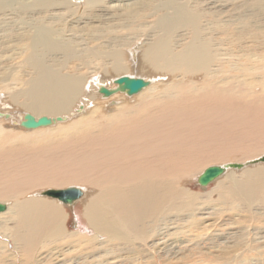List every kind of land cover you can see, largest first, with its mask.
Instances as JSON below:
<instances>
[{
  "label": "bare ground",
  "instance_id": "bare-ground-1",
  "mask_svg": "<svg viewBox=\"0 0 264 264\" xmlns=\"http://www.w3.org/2000/svg\"><path fill=\"white\" fill-rule=\"evenodd\" d=\"M62 1L0 0V22H8L5 28L0 26V55L16 49L0 57V198L5 199L0 201L5 206L0 213L7 216L0 222V234L6 241L12 236L29 256L47 241L67 235L60 205L34 197L35 192L25 195L31 190L82 182L94 186V195L79 206L83 212L77 214L94 233L92 249L101 247L104 240L100 237L105 235L111 242L135 246L153 235L149 232L157 229L167 211L190 207L196 201L197 193L182 184L194 179L197 183L206 164L244 162L264 153V63L252 61L264 50L261 0H242L228 13L223 6L219 10L211 6V10L205 4L206 16L197 9V0L189 5L183 0H134L122 5L119 13L129 21L157 14L152 29L136 35L140 41L134 42L138 48L141 45L137 67L151 69L144 78L150 84L135 93L136 100L121 106L102 101L84 109L85 113H81L83 104L77 103L84 87L93 86L99 93L102 87L117 88L118 77L110 79L109 75L127 71L120 49L128 45L134 57L136 48L133 41L126 44L116 30L88 26L81 32L73 28L76 22H104L110 3L119 0H84L81 8L74 3L65 17ZM80 10L83 20L75 14L80 15ZM251 28L255 32L250 33ZM217 39L228 47L226 53L216 48L221 44ZM162 72L182 79L183 94L169 84L162 89L150 87L149 77L158 79ZM118 92L128 95L120 90L101 94L109 98ZM93 96L83 99L90 104ZM28 116L34 120L47 116L51 123L26 127ZM71 116L74 119L65 124L40 129ZM17 125L33 130L18 133ZM233 170H239L238 174L230 173ZM223 176V182L217 181L220 200L233 199L246 208L264 211L263 167L227 168ZM74 235L84 238L79 231ZM82 241L78 239L77 245ZM81 249L79 262L89 264V250ZM246 250L264 252L257 243ZM61 255L55 256L53 264ZM76 259L73 256L69 264Z\"/></svg>",
  "mask_w": 264,
  "mask_h": 264
},
{
  "label": "rangeland",
  "instance_id": "rangeland-1",
  "mask_svg": "<svg viewBox=\"0 0 264 264\" xmlns=\"http://www.w3.org/2000/svg\"><path fill=\"white\" fill-rule=\"evenodd\" d=\"M77 1L76 0H66V2L64 0L62 1V4L66 6V9L64 10L65 14H63L64 17L67 15V13H69V11H73L72 7L74 3H76L77 5L84 4V0H77ZM132 1L134 0L112 1L108 8V12H110L109 18L104 20V22L99 23L95 21L96 24L95 22H90V23H83V22L77 23L76 22L73 24L74 25L73 28L81 32L83 31L82 30L83 28L88 27V26H93L94 28L104 27L108 30L109 29L116 30L117 32L120 33V35L124 36V39H125L124 42L126 44L131 43V41H133V44H135L134 43L135 41H140V39L137 40L136 35L143 36L146 33H148V31L150 30V27L152 29V24L155 21L157 14L153 13L148 18L147 17L143 18V20H139L137 18L138 20L136 21L134 20L129 21L127 18H124L123 15H120L119 11L121 10L119 9H121L122 5L127 4V2L132 3ZM193 1H196V0H183V2L187 5H189L190 3L194 4ZM203 1L204 0H197V2L199 3V5L197 6V9L200 12H202L205 16L207 15L203 12V9H205V4L207 6L210 5L209 7L211 10H213V7H215L216 5L217 6L216 8H214V10H219V7L223 6L221 9L225 10L226 13H228V10H230L233 6L242 3V0H221V2L219 0L217 1L213 0V2H211L212 0H207V1H210V3H207V2L203 3ZM71 3L72 5H70ZM260 3L264 4V0H261ZM68 5H70V7H68L69 9L67 8ZM82 6L83 5H80L79 8H81ZM211 6L213 7L211 8ZM205 10H208V9H205ZM79 12H80V15L78 12H76L75 14L76 16L78 15L77 17L80 16L81 19L79 20H83L85 16H83L81 10ZM262 14L264 16V11H262ZM107 16H105V18H107ZM117 18H120V19H117ZM219 19L223 20L225 19V17H222ZM3 22L5 24V25L3 24L4 26L2 25ZM3 22L2 21L0 22L1 29H3V27L5 28L8 23L5 20ZM134 23L135 25H137L136 27L133 25ZM67 26L68 25L66 24L63 25L65 30H67L66 28ZM146 27L149 29H147ZM253 29L254 28H251L248 31L250 33H253L255 32V30ZM65 30H63L64 34L70 33V35L77 36V34L71 33ZM1 32L2 30L0 31V33ZM141 32H145V33L142 34ZM137 33H141V34H137ZM249 34L246 35V38H245L246 41L248 40L247 36ZM216 35L220 37V34L217 33ZM251 40H254V38L251 37ZM219 41L221 44H219L218 46L219 47L221 46V47L218 48V46H216V48L219 50L222 48L224 53H226L228 51L227 49L228 47L227 46L223 47L224 46L223 41L221 39L218 40V42ZM134 47L136 48V56L134 55V57L132 56L130 57V53H128L129 52L128 45H124L123 48L120 49L122 51V61L125 63L127 67V71L126 73L119 74V75L116 73L111 74L109 75L110 79H113L115 77H120L121 75L123 76V75H130V74L131 76H137V77H143V78L148 77L146 75H149L151 73L150 72L151 69L149 67L143 68V69L137 67V56H138L137 54L140 53L141 51V45H140V48H138L137 43H136ZM223 48L224 49L226 48V49L224 50ZM6 49L7 47L3 51H5ZM248 50H254V49H248ZM223 51L220 50V53H223ZM15 52H16V49L12 48L9 51L2 52L4 54L0 55V57H3V56L7 57L8 55H12ZM224 57H226V55H224ZM230 58L231 57H229V59ZM236 58L238 60L239 57L236 56ZM254 59H258V61L261 64H263L264 63V50L260 51L259 53H256L252 57V61H254ZM248 64H251V62H248ZM141 71H143L144 73ZM159 74H161V76L158 79H156L155 77H152V78L149 77L150 79H152L150 87L156 86L158 89H162L166 86L173 85L174 86L173 88L175 91L181 92L183 94L182 88L185 87V84H181L182 79L175 78L171 74L170 76L169 74H166L164 72L159 73ZM248 80L251 81L250 76H248ZM113 84L115 85V83ZM148 88L143 90L145 91L144 93L148 92L147 91ZM87 95H95L92 97L90 104L89 102L87 103V101H84L83 99V97ZM117 96H119L120 98H117ZM135 98H137V94L128 96L126 94L119 93V92L114 96H110L109 98H103L102 94L99 93L97 90H95L93 86H90V87L86 86L84 87L82 95L77 99V103L83 104V108L81 105V109H82L81 113H85L86 111L83 112L84 109L86 108L92 109L93 107L98 106L99 103H101L102 101L104 102L112 101L111 105L116 106V104H118L119 106H121V105H124L126 102H129L130 100L133 101ZM79 100H83V102H80ZM77 107L75 109H77ZM108 109H109L108 112H110L111 107H109ZM26 113H30V112H26ZM79 113L80 112L75 113V117H77ZM71 117H72L71 119H67L64 122H57L50 126H42L40 127V129L53 128L55 126L60 125V123L65 124L68 121L74 119L73 116ZM16 127L18 129V133H23V132H28V131L33 130V129H27L25 127L23 128L20 125L19 126L17 125ZM19 131H22V132H19ZM235 154L239 155L240 153H235ZM257 157L258 156L254 158H257ZM249 159L251 160L253 159V157ZM249 159L244 160V162L248 161ZM227 162L229 161L227 160L222 163H219V162L209 163V164H206L205 167L211 166V165H222L223 163H227ZM230 162L244 163L243 161H240V160H230ZM258 165L264 168V163L263 165L262 164H258ZM257 166L255 165L251 167H257ZM238 172L239 170L237 171L233 170L230 173L238 174ZM225 178L226 176L217 178L215 180L216 182L215 181L211 182L204 189L198 186L195 179L191 183L182 184V186L186 187L189 191L193 193H197L198 197L196 201H194V203L190 207L188 206L189 208L185 207L183 209L169 210L170 212L167 211V216H165L166 218L163 221H160L157 224V226L155 225L157 229H155V231H153L154 230L153 229L152 231L149 232V234L152 233L153 235L149 236V238L146 240L147 242L146 241L142 243L137 242V245L135 246L131 244H128V245L121 244V241H119V244H118L115 242H111V240H109V238L105 235L103 237H100V239L104 240V242L100 245L101 247L95 250L92 249L90 245V242H93V243L95 242L91 240L94 237L93 231L88 230V227H86L85 225V220L77 216V214L80 215L78 210L80 212H83V207H79V206L84 205L87 202L86 200L90 199L91 198L90 196L94 195L96 191L94 186H90L86 182H82L81 184L79 183L69 184V185L66 184L62 186L60 189H65V188H69L73 186L74 187L78 186V188L82 187V189L84 188L83 190H85V193L81 194V196L77 198L76 200H73L74 202H72V204L65 203L62 200L58 199L57 197H55V199L49 198L52 196L47 195V191L52 190V189H55V190L59 189V188H56L55 186L54 187L45 186L42 188L40 187V188L31 190L30 192H27L25 195L28 194L29 196L32 194V192L33 193L35 192L33 194L34 197L38 196L45 200H49L54 203L56 202L55 204H57L58 206L60 205V208L63 210V213L65 214L64 215L65 218H63V225L65 228L64 230L67 231L66 232L67 235L64 238L61 237L60 239L57 238L51 241H47L38 252H34V255L32 254L33 256L32 257L20 249V246L18 245L19 243L15 242L17 240H15L11 235H10L11 237H9V240L6 241L5 238L3 239V237L0 234V264H53L55 262V256L61 253L62 255L59 257L61 259L59 261L60 263L57 262V264H69V261H71V258L73 256L77 257V259L75 260L76 263L75 262L74 263L80 264L82 262L80 255H81V252L84 251L81 248L89 250V255L86 258V262L89 264H264V252L260 253L256 251L246 250V247H250V246L254 247V244L256 245V243L259 244L260 247L264 248V243H263L264 242V236H263L264 231H261V229L264 228V211L261 209L255 210L251 208H246L247 207L246 205L239 204L233 199H229L228 201L226 199L223 201L222 199L220 200L217 195L218 194L217 193V189H218L217 183L221 180H222L221 182H223ZM38 190L42 192V193L40 192L41 193L40 196L37 194L39 192ZM25 195H23L21 198L25 197ZM4 200L5 199L0 198V201H4ZM9 200L13 201L11 199ZM71 205H75V206L72 207ZM6 217L7 216L6 214L4 215V212L0 213V222H5ZM7 224L8 226H11L9 229H12V225L9 223ZM155 226H153V228H156ZM10 231L11 230H9L8 233ZM75 231L76 232L79 231V234L83 235L84 238H80L77 235L72 236V233ZM68 233L70 237L68 236ZM78 239L79 241L80 239L83 240L81 245L80 244L77 245ZM252 239L255 241H253ZM257 241H259V243ZM104 244H105V247H103ZM94 246H95V243H94ZM104 249H106L107 252L109 251L108 254L104 252ZM109 249H111L112 252ZM45 254H48L47 258L45 257V258L40 259L41 255H45ZM134 257H136V259ZM65 258L66 260H68L67 262ZM130 261L132 262L130 263Z\"/></svg>",
  "mask_w": 264,
  "mask_h": 264
},
{
  "label": "water",
  "instance_id": "water-1",
  "mask_svg": "<svg viewBox=\"0 0 264 264\" xmlns=\"http://www.w3.org/2000/svg\"><path fill=\"white\" fill-rule=\"evenodd\" d=\"M115 83L118 84L117 88L107 89L102 87L100 92L104 95H109L114 91L120 90L126 92L128 95H133L143 89L145 86L150 84L149 80L144 79L143 77L123 75L115 79ZM57 119H61L57 117ZM51 123V118L47 116H41L37 120H34L32 117H27L24 125L26 127H35L40 125H48ZM258 163H264V154L253 158L244 163L240 162H228L223 165H211L206 167L203 172L198 176L197 183L200 187H205L207 184L212 182L214 179L220 177L227 168L241 169L248 165H255ZM83 189L78 187H69L65 189H52L47 191V195L52 197H57L65 203H70L73 200L81 196ZM5 208L4 205L0 204V211Z\"/></svg>",
  "mask_w": 264,
  "mask_h": 264
}]
</instances>
